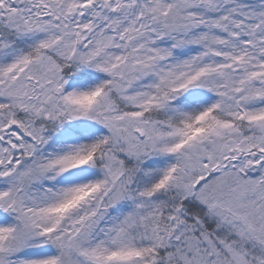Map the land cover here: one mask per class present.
I'll use <instances>...</instances> for the list:
<instances>
[{
	"label": "snow or ice",
	"instance_id": "obj_1",
	"mask_svg": "<svg viewBox=\"0 0 264 264\" xmlns=\"http://www.w3.org/2000/svg\"><path fill=\"white\" fill-rule=\"evenodd\" d=\"M0 264H264V0H0Z\"/></svg>",
	"mask_w": 264,
	"mask_h": 264
}]
</instances>
